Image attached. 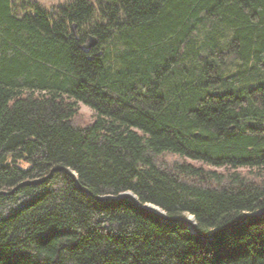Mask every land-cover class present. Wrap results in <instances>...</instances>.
Returning a JSON list of instances; mask_svg holds the SVG:
<instances>
[{
	"label": "trees",
	"instance_id": "obj_1",
	"mask_svg": "<svg viewBox=\"0 0 264 264\" xmlns=\"http://www.w3.org/2000/svg\"><path fill=\"white\" fill-rule=\"evenodd\" d=\"M56 165L93 194H0V264H264V215L94 197L264 209V0H0V190Z\"/></svg>",
	"mask_w": 264,
	"mask_h": 264
},
{
	"label": "water",
	"instance_id": "obj_2",
	"mask_svg": "<svg viewBox=\"0 0 264 264\" xmlns=\"http://www.w3.org/2000/svg\"><path fill=\"white\" fill-rule=\"evenodd\" d=\"M73 28L74 29L76 28V24L73 25ZM97 43H98V38L95 35L91 34V35H89L87 41L82 44V48L85 51H89ZM58 170H63L65 172H67L69 175L72 176V178L76 181V183L78 184V186L81 189H83L84 191L89 192L90 194H93L90 190H88L84 185L81 184V182H80V180L78 178L77 172L74 169H72V168H70L68 166H64V165H56V166H54L53 168H51L50 172L48 174L44 175V176L37 177V178H32V179H26V180L20 182L15 187H13L11 190H0V194L13 193L16 189H18L21 186L44 182V181L48 180L49 178H51L53 176L54 172L58 171ZM94 197L97 200L102 201V202L103 201H118V200H123V199H129L136 206L140 207L141 209H143V210H145L147 212H150V213H153V214L159 216L163 220H166V221H169V222H174V223H177V222L187 223L194 232L200 234L204 238H211L214 234H216V233H218L220 231L232 229L233 227H236V226L246 222L249 218L260 217V216L264 215V209L256 211V212H247L243 218H241L240 220H238L235 223L229 224V225L224 226V227L215 228L213 231L208 232V233H203V232H201L198 229L197 222H196L195 216L193 214L188 213L186 216H169L158 205H156L154 203H151V202H142V201H140L138 196L134 192H132L131 190H127V191L121 192L119 195L95 194ZM190 217H192L194 221H192L190 219Z\"/></svg>",
	"mask_w": 264,
	"mask_h": 264
},
{
	"label": "rangeland",
	"instance_id": "obj_3",
	"mask_svg": "<svg viewBox=\"0 0 264 264\" xmlns=\"http://www.w3.org/2000/svg\"><path fill=\"white\" fill-rule=\"evenodd\" d=\"M46 6H51L54 3L60 2L61 0H40ZM96 117L95 111L88 105L80 103V108L78 114L75 116L74 121L82 126L90 124ZM200 163L199 161H195ZM222 169V168H219Z\"/></svg>",
	"mask_w": 264,
	"mask_h": 264
},
{
	"label": "bare ground",
	"instance_id": "obj_4",
	"mask_svg": "<svg viewBox=\"0 0 264 264\" xmlns=\"http://www.w3.org/2000/svg\"><path fill=\"white\" fill-rule=\"evenodd\" d=\"M190 219H191L192 221H194L192 217H190Z\"/></svg>",
	"mask_w": 264,
	"mask_h": 264
}]
</instances>
